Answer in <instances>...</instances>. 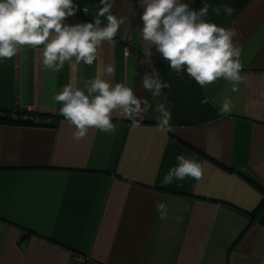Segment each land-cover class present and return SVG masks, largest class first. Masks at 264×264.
I'll return each instance as SVG.
<instances>
[{"label": "crops", "instance_id": "obj_1", "mask_svg": "<svg viewBox=\"0 0 264 264\" xmlns=\"http://www.w3.org/2000/svg\"><path fill=\"white\" fill-rule=\"evenodd\" d=\"M184 2L195 10L206 2L208 22L236 30L238 91L222 79L201 87L171 70L139 33V0H115L113 14L127 19L91 66L51 72L30 47L0 61V120L15 110L39 120L0 121V264H264V0ZM74 3L67 23L96 18L100 0ZM219 5L232 15H216ZM149 49L152 67L143 62ZM108 63L115 73L105 78L132 87L152 110L139 127L114 115V132L92 129L74 140L52 96L69 82L83 88ZM153 68L170 84L155 98L142 87ZM226 97L234 108L221 115ZM161 102L171 112L166 134L157 130ZM181 154L204 162L201 179L162 185Z\"/></svg>", "mask_w": 264, "mask_h": 264}, {"label": "clouds", "instance_id": "obj_2", "mask_svg": "<svg viewBox=\"0 0 264 264\" xmlns=\"http://www.w3.org/2000/svg\"><path fill=\"white\" fill-rule=\"evenodd\" d=\"M143 12L139 33L144 42L151 44L169 62L171 70L187 75L201 87L224 80L236 92L244 81L242 72V48L234 37L237 32L206 20L209 5L205 2L195 10L184 0H139ZM115 0H100L96 18L92 22L69 24L68 17L77 14L74 0H0V61L11 60L22 48L39 51L40 61L46 70L59 72L65 63L75 69L81 62L91 66L99 60V50L105 42L115 43V37L127 17L113 14ZM221 9L231 16L234 9L228 5L213 8L216 15ZM87 11V8L84 9ZM104 17L106 23L100 19ZM131 51L124 49V57ZM151 49L146 51L144 63L151 65ZM115 73L114 64L98 67L93 78L84 81L83 88L69 82L52 96L59 104V115L75 130L74 140L84 139L95 129L103 133L116 130L114 115L131 121L139 127L152 110L147 98L137 97L132 87L125 83H112L105 76ZM142 87L153 97H160L162 89L170 84L162 81L155 69L142 77ZM166 99V98H165ZM207 99L202 103H207ZM234 108L231 98L220 105V114H229ZM159 112L157 130L166 134L171 130V112L165 103L156 106ZM13 119V118H12ZM177 164L165 174L162 185L173 179L183 181L192 178L199 181L204 162L193 157L177 155ZM161 220L167 218V205L156 204ZM182 217H177L179 223Z\"/></svg>", "mask_w": 264, "mask_h": 264}, {"label": "built area", "instance_id": "obj_3", "mask_svg": "<svg viewBox=\"0 0 264 264\" xmlns=\"http://www.w3.org/2000/svg\"><path fill=\"white\" fill-rule=\"evenodd\" d=\"M177 75H180L179 73H177ZM12 118L14 119V120H18V119H21V120H28V121H31V122H33V123H39V120H38V118L37 117H35V116H28V117H25V116H20L17 112H16V110H15V112L13 113V115H12ZM80 260H82V261H84L83 259H80ZM79 263H82L81 261H78Z\"/></svg>", "mask_w": 264, "mask_h": 264}, {"label": "trees", "instance_id": "obj_4", "mask_svg": "<svg viewBox=\"0 0 264 264\" xmlns=\"http://www.w3.org/2000/svg\"><path fill=\"white\" fill-rule=\"evenodd\" d=\"M0 121H7V122H13V121H17V122H19V123H21V124H33V122H31V121H26V120H21V119H18V120H14V119H12V117H10V116H6V117H3V119L2 120H0Z\"/></svg>", "mask_w": 264, "mask_h": 264}]
</instances>
